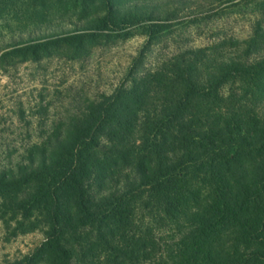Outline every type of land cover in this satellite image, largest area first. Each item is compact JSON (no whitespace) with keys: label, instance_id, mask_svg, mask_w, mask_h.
<instances>
[{"label":"trees","instance_id":"1","mask_svg":"<svg viewBox=\"0 0 264 264\" xmlns=\"http://www.w3.org/2000/svg\"><path fill=\"white\" fill-rule=\"evenodd\" d=\"M150 10L109 9L95 29L0 55L2 71L13 55L73 58L140 25L147 38L110 93L0 162L4 223L44 235L3 264H264V59L224 58L233 40L183 41L146 66L180 26L172 11ZM253 36L240 48L247 57L264 54V29Z\"/></svg>","mask_w":264,"mask_h":264},{"label":"rangeland","instance_id":"2","mask_svg":"<svg viewBox=\"0 0 264 264\" xmlns=\"http://www.w3.org/2000/svg\"><path fill=\"white\" fill-rule=\"evenodd\" d=\"M187 1L193 6L182 0H0V55L37 44L45 36L64 34L61 31L95 29L109 9L129 10L144 3L148 12L154 9L155 16L172 11L173 22L180 24L148 54L146 66L154 65L183 41L204 47L233 40L239 48H225L224 58H249L253 63L264 59V54L257 55L255 50L247 57L240 49L254 37L253 30L264 29V0ZM146 40L140 25L130 29L125 39L101 38L98 45L89 44L83 54L73 58L60 56L54 48L48 54L37 49L34 56L9 57L0 71V162L10 155H22L25 143L43 138V127L69 119L83 101L110 93L129 73L132 58ZM257 42L263 44L256 39L253 45ZM4 222H8L7 217L0 214V264L19 259L43 243L40 229L14 234L8 229L13 225Z\"/></svg>","mask_w":264,"mask_h":264}]
</instances>
